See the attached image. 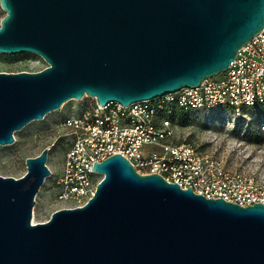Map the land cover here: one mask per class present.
Listing matches in <instances>:
<instances>
[{"label": "water", "instance_id": "1", "mask_svg": "<svg viewBox=\"0 0 264 264\" xmlns=\"http://www.w3.org/2000/svg\"><path fill=\"white\" fill-rule=\"evenodd\" d=\"M0 53L48 66L0 71V145L70 100L123 106L226 71L264 29V0H0ZM50 148L0 175V264H264V204L241 206L142 174L122 154L86 204L34 223Z\"/></svg>", "mask_w": 264, "mask_h": 264}, {"label": "built area", "instance_id": "2", "mask_svg": "<svg viewBox=\"0 0 264 264\" xmlns=\"http://www.w3.org/2000/svg\"><path fill=\"white\" fill-rule=\"evenodd\" d=\"M264 104V29L243 46L229 68L196 87L132 102L99 105L96 98L73 107L62 123L70 130L62 173L55 177L57 209L83 206L95 194L103 174L95 162L125 156L142 174L157 173L183 189L207 198L248 206L264 204V184L230 167L214 152L177 138V112L239 115L244 107ZM51 176V175H50Z\"/></svg>", "mask_w": 264, "mask_h": 264}, {"label": "rangeland", "instance_id": "3", "mask_svg": "<svg viewBox=\"0 0 264 264\" xmlns=\"http://www.w3.org/2000/svg\"><path fill=\"white\" fill-rule=\"evenodd\" d=\"M5 14L0 5V21ZM47 66L45 59L33 52L0 53V71L36 72ZM92 100L87 96L70 100L61 109L47 113L44 119L31 121L16 131L12 144L0 145V175L15 178L27 172L28 157L50 148L47 164L52 173L35 197L34 223L49 220L57 209L56 189L52 183L62 173L67 150L72 144L70 130L62 123L73 107H82ZM183 117L186 122L182 124L178 120L176 128L178 140L221 155L230 167L243 170L264 184V112L244 107L239 115L191 112Z\"/></svg>", "mask_w": 264, "mask_h": 264}, {"label": "trees", "instance_id": "4", "mask_svg": "<svg viewBox=\"0 0 264 264\" xmlns=\"http://www.w3.org/2000/svg\"><path fill=\"white\" fill-rule=\"evenodd\" d=\"M255 108H259L262 112H264V104H259L254 106ZM191 113V112H185V111H179L177 112V119L183 124L186 122V120L183 117V114Z\"/></svg>", "mask_w": 264, "mask_h": 264}]
</instances>
